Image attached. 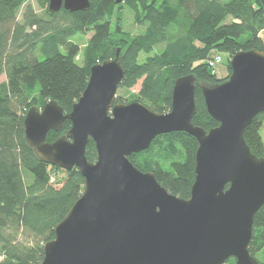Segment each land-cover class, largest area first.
<instances>
[{
    "label": "trees",
    "instance_id": "16d2710c",
    "mask_svg": "<svg viewBox=\"0 0 264 264\" xmlns=\"http://www.w3.org/2000/svg\"><path fill=\"white\" fill-rule=\"evenodd\" d=\"M36 1L40 13L29 0H0V77L6 76L0 83V264H40L44 245L55 238L56 226L84 191L77 169L53 167L27 144L24 123L31 108L40 110L55 101L69 114L88 85L91 68L115 59L119 51L125 70L119 89L130 91L141 83L136 101L158 114L171 111L176 81L195 76L193 124L209 131L219 124L208 113L199 84L216 85L229 77L219 79L207 60L214 52L230 59L242 51L264 53V0H89L90 7L77 12H51L50 0ZM123 9L142 29L137 35L114 22ZM78 34L90 36L82 53L71 41ZM228 69L231 74L230 65ZM124 99L116 102L127 104ZM71 127L66 120L61 131L49 132L47 142ZM263 127L264 113L244 134L258 158H264ZM198 147L191 135L175 132L157 137L149 150L129 159L187 200ZM87 158L97 159L92 141ZM263 249L264 205L255 215L249 251L255 257Z\"/></svg>",
    "mask_w": 264,
    "mask_h": 264
},
{
    "label": "water",
    "instance_id": "95a60500",
    "mask_svg": "<svg viewBox=\"0 0 264 264\" xmlns=\"http://www.w3.org/2000/svg\"><path fill=\"white\" fill-rule=\"evenodd\" d=\"M129 0H116L117 4ZM89 0H50L49 10L85 11ZM231 74L216 85L200 83L210 116L206 131L197 113L193 75L176 81L172 109L153 112L141 102L117 103L125 70L119 51L94 65L88 85L65 115L55 101L25 117L27 144L53 167L77 169L84 191L55 238L44 245L40 264H260L249 251L256 213L264 205V158L255 156L244 134L264 113V53L238 52ZM71 129L55 142L49 132ZM184 132L198 144L189 199L166 190L153 172L129 159L163 135ZM94 143L97 159L87 158Z\"/></svg>",
    "mask_w": 264,
    "mask_h": 264
},
{
    "label": "rangeland",
    "instance_id": "374dc122",
    "mask_svg": "<svg viewBox=\"0 0 264 264\" xmlns=\"http://www.w3.org/2000/svg\"><path fill=\"white\" fill-rule=\"evenodd\" d=\"M29 3L33 5L34 9L37 12H39V13L41 12L36 0H29ZM19 18L21 19V15ZM117 20L119 23H121V27L124 29V31L129 32L132 35H137L138 33H140L142 31V29L134 23L133 16L129 12L128 9H123L121 14H116L114 17V22ZM89 38H90L89 35L78 34V35L74 36L71 41L74 42L75 44L79 45V47L81 49V53H82L84 51V48L88 44ZM263 39H264V35H263ZM63 52H65V51H63ZM216 54L217 53L214 52V53H212V56H215ZM221 57L223 60H222L221 64L217 65L215 70H216V73H217L219 79H225V78L230 76V72L228 69V65L230 63V57L227 54H221ZM145 58L146 57L143 56L141 58V61L145 60ZM77 63L79 65L83 64L82 54L77 58ZM2 82H6V76L5 75L0 77V83H2ZM140 86H141V83H139L136 87H134L130 91L119 89L117 92V97L125 98L123 101L127 104L130 102H137L135 98L138 94ZM127 99L131 100V101L128 102V101H126ZM262 136L264 138V127L262 129ZM255 258L260 264H264V249L262 251L256 253Z\"/></svg>",
    "mask_w": 264,
    "mask_h": 264
},
{
    "label": "built area",
    "instance_id": "2783aa9c",
    "mask_svg": "<svg viewBox=\"0 0 264 264\" xmlns=\"http://www.w3.org/2000/svg\"><path fill=\"white\" fill-rule=\"evenodd\" d=\"M222 60V57L216 54L215 56H211V58L207 60V63L209 67L212 68L215 72L217 65L221 64Z\"/></svg>",
    "mask_w": 264,
    "mask_h": 264
},
{
    "label": "crops",
    "instance_id": "0c3cea01",
    "mask_svg": "<svg viewBox=\"0 0 264 264\" xmlns=\"http://www.w3.org/2000/svg\"><path fill=\"white\" fill-rule=\"evenodd\" d=\"M263 35H264V31H263V32H261V34H260V37H261V39H262V40H263V42H264ZM217 76H218V75H217Z\"/></svg>",
    "mask_w": 264,
    "mask_h": 264
},
{
    "label": "clouds",
    "instance_id": "9594fccd",
    "mask_svg": "<svg viewBox=\"0 0 264 264\" xmlns=\"http://www.w3.org/2000/svg\"><path fill=\"white\" fill-rule=\"evenodd\" d=\"M216 73V72H215ZM216 75H217V73H216Z\"/></svg>",
    "mask_w": 264,
    "mask_h": 264
}]
</instances>
